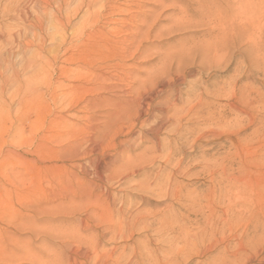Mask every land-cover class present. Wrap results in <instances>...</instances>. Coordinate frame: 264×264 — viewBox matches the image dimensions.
Listing matches in <instances>:
<instances>
[{"label":"rangeland","instance_id":"1","mask_svg":"<svg viewBox=\"0 0 264 264\" xmlns=\"http://www.w3.org/2000/svg\"><path fill=\"white\" fill-rule=\"evenodd\" d=\"M52 2L0 11L23 35L0 61L54 63L33 106L0 107V264L210 263L191 236L224 166L264 172V0ZM245 174L264 205V173Z\"/></svg>","mask_w":264,"mask_h":264},{"label":"bare ground","instance_id":"2","mask_svg":"<svg viewBox=\"0 0 264 264\" xmlns=\"http://www.w3.org/2000/svg\"><path fill=\"white\" fill-rule=\"evenodd\" d=\"M52 1L53 0H9V2L4 3V0H0V11L3 12V15L5 17H7V19L10 18L11 20H15V21L21 20L22 21V20H27L28 18H30L28 16V11H26V9H25L26 4H29V5L30 4H32V5L33 4L34 5L42 4V5H44V8H46L49 5H51ZM54 1H56V0H54ZM67 1L68 0H58L59 7L64 8V5L67 3ZM90 2L88 3V6L91 4ZM52 3H54V2H52ZM82 3H84V2H82ZM104 3H106V1ZM31 9H32V6H31ZM38 23H40V22H38ZM62 24H63V22H62ZM3 25L4 24H2V27H0V48L1 49L3 46H7L11 43L15 44L14 42L17 40L16 38L20 37V39H21V36H23L20 33L21 31L17 32V34L9 33L10 27L9 28H8V26L3 27ZM65 25H67V24H65ZM40 26H41V24H40ZM34 27H35L34 29H36L37 25H35ZM65 29H67V28H65ZM12 31L13 30H11V32ZM14 32H15V30H14ZM32 33L34 35V36L32 35V38L34 37L33 39L36 40L38 37L37 35H35L36 32L35 33L32 32ZM66 36H67L66 33L64 35H62V38H61L62 43L59 44L60 49H62L63 46L67 45V37ZM23 39H24V37H23ZM129 39H130V37H129ZM25 40H26V37H25ZM25 40H23V43L27 41V40L26 41ZM37 40H39V39H37ZM123 40H125V39H123ZM28 42H30V44H31L32 41L28 40L26 42V44ZM42 42L44 43L43 40H42ZM25 46H27V45H25ZM42 46H44V45H42ZM119 50H121V51L120 52L118 50H117L118 52L112 51L113 56L116 58L126 57L125 55L128 52V48L123 47L122 49H119ZM36 51H37V49H36ZM42 51L43 50L40 48V50H38V52L31 54L29 57L26 58V60H24V63L21 66L19 65V67L16 66L17 65L16 63H15L16 65H13L11 63L13 61H11L9 63H5L4 60L0 61V107H3V105L7 104L8 106L13 107L15 109V112H18V109H20L23 105L33 106L35 104L37 99L30 97V95L38 94L37 93L38 91L39 92L42 91V88L39 87L40 82L42 81V79L40 78L41 75L39 72L44 67L52 66L54 64L53 60H51L50 58H48L42 54ZM108 54H107V56H108ZM0 55H2V54H0ZM104 56H106V55H104ZM110 57H111V55H110ZM105 58H107V57H105ZM61 70L65 74L67 71V68L61 67ZM60 77H62V76H60ZM46 78H47V76L43 77V79H46ZM51 83H53V82H50V81L47 83L44 82V85H43V86H45L44 92L52 93V91L56 90V87H54V84H51ZM59 83H60V86L63 85V81L62 82L59 81L58 84ZM10 88H11V90H10ZM23 88L26 91V92H24L26 94V98L19 96V94L21 93ZM8 90H10L9 96H10V94L12 95V97H10L11 102H7L8 96H6V94H7ZM35 91H37V92H35ZM91 102H92V100H91ZM113 116H115V115L113 114ZM0 117L3 119L2 115H0ZM146 121L147 120H145V122ZM155 122H157V121H155ZM201 128H203V127H201ZM211 134H213V133H211ZM203 137H205V136H203ZM235 151H236V149H235ZM245 156H246V154H245ZM233 160H234V158H233ZM241 161H239V162H241L243 164V159H241ZM234 162H236V160L232 161V163L230 162L232 168H234L233 167ZM248 169L249 170L244 171V168L240 167L239 174L237 173L238 175H236L232 172H229L227 165L224 166L223 175H224V179L227 180V184H226L225 188L228 187V189H226V192L225 191L222 192V190H221V192L219 194H216V193L214 194V197H213L212 201L210 202L211 210L209 209L210 214L207 216L208 218L205 221L206 223L205 224L203 223L204 224V225L202 224L203 226L198 227V230L195 233L193 232L194 234L192 233L191 237L194 238V246L197 245V243H201V246H203V250L202 249L200 250L202 254H205V255L206 254H211V255L215 254V255H212L213 256L212 260H210V263H208V264H244L245 261L250 263V264H254L253 263L254 258H255L254 253H255L256 257L261 253V250H259L260 249L259 246L264 242V215L262 214L264 212V205L262 203H260L259 197L262 195V193H261V195H260V193H257V194L254 193L255 189L254 190L252 189L251 182L247 179L245 173H246V171H248L250 174H259V173H264V172H263V170H261L260 167L256 168L255 169L256 171L250 169V167ZM218 174H219V172H218ZM252 180H253V178H252ZM221 183H222V181H221ZM255 186H256V184H255ZM257 187L259 188V185H257ZM225 188H224V190H225ZM251 193H253V195L257 199L255 197H251V195H252ZM262 198L264 199L263 196H262ZM261 214L263 215V218L260 217ZM194 230H196V229H194ZM206 243H208V244H206ZM260 261H262V260H260Z\"/></svg>","mask_w":264,"mask_h":264}]
</instances>
